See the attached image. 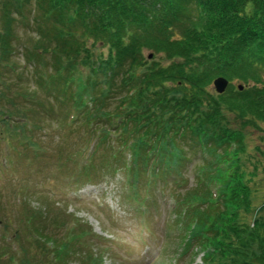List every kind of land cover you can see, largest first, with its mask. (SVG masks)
<instances>
[{
	"label": "trees",
	"instance_id": "1",
	"mask_svg": "<svg viewBox=\"0 0 264 264\" xmlns=\"http://www.w3.org/2000/svg\"><path fill=\"white\" fill-rule=\"evenodd\" d=\"M31 5L37 40L26 47L28 67L36 87L70 106L68 118L87 123L93 139L86 143L110 145L114 136L132 158L125 167L129 186L136 185L141 169L154 178L162 162L181 163L180 143L196 145L191 152H200L203 161L215 159L208 179L219 190L206 195L219 207L203 219L191 214L199 207L196 195L176 205L178 224L185 226L180 236L191 231L184 251L197 247L204 264H264V222L238 216L244 206L253 214L251 178L242 168L249 130L264 139V0H0L1 60L13 55V26L20 22L29 29L25 13ZM219 77L230 82L221 95L210 89ZM118 78L121 93L111 89ZM25 97L26 103L33 100ZM28 118L0 112L10 135L9 123L28 126ZM25 215L38 232L36 216ZM75 225L66 224L64 242L35 233L52 246L36 262L22 248L17 259L11 253L4 260L1 253L0 264H68L69 255L78 254L84 264H102L81 251L85 244ZM86 234L90 238V232L81 233Z\"/></svg>",
	"mask_w": 264,
	"mask_h": 264
},
{
	"label": "rangeland",
	"instance_id": "2",
	"mask_svg": "<svg viewBox=\"0 0 264 264\" xmlns=\"http://www.w3.org/2000/svg\"><path fill=\"white\" fill-rule=\"evenodd\" d=\"M33 9L31 5L25 13L31 22L29 29L20 22L13 26V55L0 59V112L23 114L38 127L11 122L10 135L0 123L2 259L7 260L11 253L10 257L17 259L19 250L24 248L31 261L36 262L43 251L52 248L45 247L43 239L64 242L66 224L69 229L76 222L74 232L85 244L81 251L85 256L100 257L102 264H204V253H198L197 247L184 251L191 231L187 229L188 237L180 236V229L185 226H179L175 206H183L196 195L199 207L191 214L206 219L208 214L218 213L219 206L210 205L206 195V191L219 190V184L208 179L215 159L203 161L200 152H191L196 145L186 141L179 145L185 155L181 163L172 167L169 161L162 162L154 178L141 169L136 185L130 186L123 167L128 164L129 153L120 142L100 145L93 150L91 161L85 160L86 140L93 139L87 123L69 119L70 106L36 87L35 76L28 67L26 47L37 40ZM96 52L106 54L107 50L97 48ZM148 55L150 52L144 51L143 56L151 60ZM115 84L111 89L121 93L120 78ZM210 89L218 94L213 84ZM29 94L33 100L26 103L25 95ZM113 97L118 96L115 93ZM107 102L111 104L109 99ZM252 134L249 130L242 168L251 178L248 183L253 214L244 206L238 216L246 222L257 218L264 222V139L259 133ZM113 139L111 135L109 140ZM85 165L90 167L83 171ZM27 212L36 216L33 223L39 226L38 232L28 223ZM86 231L90 238L81 235ZM35 233L43 239H35ZM83 258V254L69 255L68 264H84Z\"/></svg>",
	"mask_w": 264,
	"mask_h": 264
},
{
	"label": "water",
	"instance_id": "3",
	"mask_svg": "<svg viewBox=\"0 0 264 264\" xmlns=\"http://www.w3.org/2000/svg\"><path fill=\"white\" fill-rule=\"evenodd\" d=\"M151 57L152 55H150L149 58ZM213 86L218 94H224L229 86V81L223 77H220L213 82ZM239 89L242 90V87L240 86Z\"/></svg>",
	"mask_w": 264,
	"mask_h": 264
}]
</instances>
